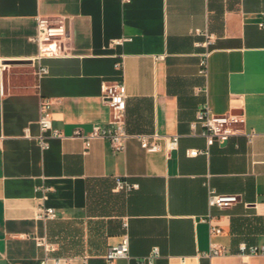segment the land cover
<instances>
[{
    "label": "crops",
    "instance_id": "1",
    "mask_svg": "<svg viewBox=\"0 0 264 264\" xmlns=\"http://www.w3.org/2000/svg\"><path fill=\"white\" fill-rule=\"evenodd\" d=\"M38 14L65 16L69 29L68 54L43 59L41 78L32 61ZM261 20L264 0H0V264H106L108 247L126 232L130 257L115 264H137L155 246L154 264H264V254L240 247L264 244ZM196 29L212 41L198 44L205 36ZM119 80L128 132L178 134L169 155L146 151L135 136L117 152L107 138L86 149L70 136L110 126L102 83ZM42 95L53 99V124L68 136H49L46 147L38 138ZM204 103L244 114L252 140L232 135L190 155L207 147L201 125L192 127ZM118 177L138 186L118 189ZM210 189L239 200L210 206ZM42 205L57 217L38 218ZM209 214L221 233L211 236ZM211 241L226 252L209 255Z\"/></svg>",
    "mask_w": 264,
    "mask_h": 264
},
{
    "label": "built area",
    "instance_id": "2",
    "mask_svg": "<svg viewBox=\"0 0 264 264\" xmlns=\"http://www.w3.org/2000/svg\"><path fill=\"white\" fill-rule=\"evenodd\" d=\"M130 1V0H123ZM37 32L31 37L32 40L38 43L39 51L33 57V72L41 78L48 72V67L43 63V59L59 57L67 55L68 46L66 41L69 38V29L67 17L65 16H48L38 14L37 17ZM261 27H264V20L259 22ZM197 34H202L205 39L198 44L208 45L212 41V34L207 30L196 29ZM131 37H121L112 39L111 44L121 43L129 40ZM208 56L209 52H205L199 62V72L203 75L208 71ZM121 66V62L116 63ZM103 97L106 99L111 111L110 126L94 124L90 131L85 132L82 128L74 129L71 137H80L84 140L85 147L88 149L95 138H107L114 152L122 151L126 148L127 141L130 137L135 136L142 148L146 151H164L167 155L178 147L179 135H162L158 132H140L131 134L127 130L126 105L127 93L124 82L122 80L109 83H102ZM53 99L42 95L40 97V135L38 136L42 147L48 145L47 138L49 136L66 138L68 137L61 129L53 124L52 113ZM245 115L237 113H216L212 110L208 103L202 104L196 111L195 119L192 121V127L201 125V134L206 138V149L192 148L189 149L190 155H197L206 151L215 142L222 143L230 136L237 134H245L249 140L255 135L254 130H247L245 127ZM137 183H131L126 179L118 177L116 179V188L130 190L137 187ZM239 200V196L235 193H220L215 189L209 190L208 201L210 206L229 207ZM38 218L51 219L57 217V211L54 207L42 205L38 209ZM207 221L210 228L211 236L222 232V227L214 221V217L209 214L203 217ZM38 244L44 245L49 249V244L45 238H38ZM243 252L250 254H264V244L240 245ZM226 249L219 246L216 242L211 241V249L209 255H218L225 253ZM160 254L159 247L155 246L145 256L140 257L137 264H154L156 257ZM130 257V239L128 233H124L119 243L108 247L104 254L106 264H115V261L121 258ZM45 262H47L45 260ZM59 263V261H57Z\"/></svg>",
    "mask_w": 264,
    "mask_h": 264
}]
</instances>
